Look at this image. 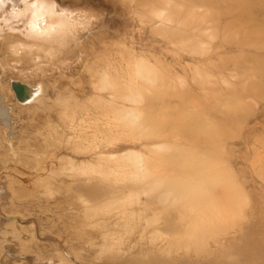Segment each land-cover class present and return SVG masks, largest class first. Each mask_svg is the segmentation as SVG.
<instances>
[{
  "label": "rangeland",
  "instance_id": "rangeland-1",
  "mask_svg": "<svg viewBox=\"0 0 264 264\" xmlns=\"http://www.w3.org/2000/svg\"><path fill=\"white\" fill-rule=\"evenodd\" d=\"M37 1L66 30L49 52H31L10 5L0 12V264H264V0ZM103 71L112 101L94 83ZM131 78L137 104L122 98ZM11 80L47 101L19 104ZM129 150L196 194L170 205L165 227L99 209Z\"/></svg>",
  "mask_w": 264,
  "mask_h": 264
},
{
  "label": "bare ground",
  "instance_id": "bare-ground-1",
  "mask_svg": "<svg viewBox=\"0 0 264 264\" xmlns=\"http://www.w3.org/2000/svg\"><path fill=\"white\" fill-rule=\"evenodd\" d=\"M20 1L0 0V12L6 11L5 13L11 14L10 12H7L8 10H5L7 9V7L4 8L5 6L10 5L8 9L13 12L10 15L11 19L18 20V22H20V26L24 28V31L22 33L26 37L31 38V44L28 46L32 48L31 52H33V50H47V45H50L53 42H57V40L63 42L66 39V30L62 26V23L58 21V16L55 13V8L51 6V4L37 0ZM19 2L21 3V5L19 4ZM20 47H25V44L21 42L13 45L12 52L14 54H19V52L22 51H19ZM136 72L134 80H142L143 82H146L148 84L154 83V76L153 78H150L149 76L147 77L146 75L141 74L137 70ZM94 83H96V89L98 90H112L111 101L116 98L119 88L116 87V81L111 79L106 71L98 73V76L95 78ZM44 93V88H31L25 102L20 104L31 105L35 103H41V105H44ZM122 93V98L125 101L134 104L139 103L143 97V95L139 92L137 83H134L132 78L130 82H128V85L124 88ZM125 115L128 116V120H139V113L136 110H126ZM9 119L10 113L7 109V106L3 105V98L2 96H0V124L4 126L2 128H4L3 133L6 137H9L11 135ZM132 123L133 122H129L130 125H132ZM136 125L139 126V123L137 122ZM159 147L162 148L159 145L153 146L154 149H157ZM121 158L130 165L131 171L122 173L120 177L121 180L119 179V181H116L115 186L108 183H104L102 186H100L102 195L107 194L109 190H111L110 192L115 196L114 198L106 199L108 202H100L99 209L108 210L112 207L119 209V220H122L124 224L125 222L129 221L135 222V218L138 216L137 218H140L139 221L145 218L147 219V223H149L150 225L158 223L159 227H165V222L168 217L167 211L170 205H174L177 202H194L193 199L196 197L194 196L196 194L191 190H186L188 186L184 187L182 182L177 181V178L165 173H160L157 175L152 173L150 168L148 167L147 158L140 151H126L125 153L121 154ZM111 186H114V188H112ZM122 187L127 188V193L120 191ZM3 188L4 186L2 185V182L0 180V202H4V200L7 199L6 197L8 195V192ZM198 188L199 187H197V189ZM84 202L86 203L88 201ZM130 204L139 206L142 209L141 213L143 215L139 213L138 215H127L125 212L126 208L124 206H130ZM149 210L152 211L151 216H147ZM158 226L157 234L159 235L158 237H160L162 229L158 228ZM161 240L165 241L163 239ZM164 251L170 252V248L167 249V247H165Z\"/></svg>",
  "mask_w": 264,
  "mask_h": 264
},
{
  "label": "water",
  "instance_id": "water-1",
  "mask_svg": "<svg viewBox=\"0 0 264 264\" xmlns=\"http://www.w3.org/2000/svg\"><path fill=\"white\" fill-rule=\"evenodd\" d=\"M10 89L14 94L15 100L20 104V103H24L25 100L27 99L31 87L20 81L11 80Z\"/></svg>",
  "mask_w": 264,
  "mask_h": 264
}]
</instances>
